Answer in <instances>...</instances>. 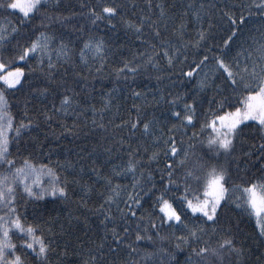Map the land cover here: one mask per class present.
<instances>
[{
  "label": "snow or ice",
  "instance_id": "1",
  "mask_svg": "<svg viewBox=\"0 0 264 264\" xmlns=\"http://www.w3.org/2000/svg\"><path fill=\"white\" fill-rule=\"evenodd\" d=\"M77 208L81 264H264V0H0V264Z\"/></svg>",
  "mask_w": 264,
  "mask_h": 264
},
{
  "label": "trees",
  "instance_id": "2",
  "mask_svg": "<svg viewBox=\"0 0 264 264\" xmlns=\"http://www.w3.org/2000/svg\"><path fill=\"white\" fill-rule=\"evenodd\" d=\"M179 2V0H178ZM116 37H118V40H123L124 36L122 33H116ZM130 47L135 46V42L129 45ZM147 83V82H146ZM151 87V85H149ZM69 123H71V120H69ZM53 131H60L61 136H63V139H57L55 136L53 137H47V139L50 141V144L46 143L43 145V151H39L36 153H32V159L34 162L39 165V164H48L50 160H57V159H62L64 156V150L65 147L67 146L69 150H71V145L73 143L80 144L82 146V141H75L73 140L72 137L68 136L67 134L63 133L60 129L57 128L56 124L52 125ZM34 135L36 133H33ZM40 137L43 139L46 136V133L44 131L39 132ZM51 145H58V147H52ZM45 153H48L45 155ZM77 189L74 186H70L69 191L74 192ZM73 200L76 199V197H72ZM89 204H92V201H89ZM29 211H31V208L33 205L29 204L27 205ZM45 208H50L52 205L50 204H45ZM72 207L76 208L77 206L74 204ZM60 208L63 209V205H60ZM66 210V209H65ZM77 212L87 215L88 222L89 224L92 225V228L88 229V235H81L84 232V227L83 224L81 223L80 225L77 226L78 230L72 231V235H64V236H57V244L61 245L66 253H69L63 258V264H81L83 260L90 259V253L87 252V247H88V241L89 238L94 239L96 243H99V237L94 231L96 228V225L98 224V220L96 219L95 215H93L91 212H89L85 208H77ZM63 213L61 212V215ZM75 214V213H74ZM47 211L44 212V217L47 218ZM54 215V213H53ZM234 217H238L239 213H232ZM66 219V218H65ZM234 223L239 222L240 227L243 231L248 232L249 234L251 233V227L248 226L246 219L245 220H240L237 221L234 219ZM59 223V221H57ZM77 237H80L84 241L82 245L79 247V251L77 248V245L79 244V240H77ZM256 252L253 251V259H255ZM53 261L55 262L56 257L53 256Z\"/></svg>",
  "mask_w": 264,
  "mask_h": 264
},
{
  "label": "rangeland",
  "instance_id": "3",
  "mask_svg": "<svg viewBox=\"0 0 264 264\" xmlns=\"http://www.w3.org/2000/svg\"><path fill=\"white\" fill-rule=\"evenodd\" d=\"M42 182H44L43 179H42Z\"/></svg>",
  "mask_w": 264,
  "mask_h": 264
}]
</instances>
